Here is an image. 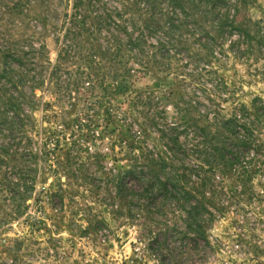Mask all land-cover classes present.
<instances>
[{
  "label": "trees",
  "instance_id": "1",
  "mask_svg": "<svg viewBox=\"0 0 264 264\" xmlns=\"http://www.w3.org/2000/svg\"><path fill=\"white\" fill-rule=\"evenodd\" d=\"M252 2L0 0V202L12 211L9 218L21 214L42 157L48 162L53 155L45 143L38 148L44 131L34 116L39 112L44 118L67 102L85 118L79 124L85 134L94 128L89 113L101 111L105 128L120 122L140 141L129 149L130 165L107 173L116 179V198L143 199L153 208L158 200H169L173 211L184 213L176 234L194 247L206 243L216 218L213 201L227 190H218L224 189L226 174L237 181L228 191L241 194L239 186L251 192V168L264 170L259 161L264 139H256L257 128L264 130V101L253 99L250 110L239 104L225 110L224 86L211 79L212 90L205 88L208 83L200 89L209 103L199 109L180 93L172 105L178 122L164 126V98L173 95L164 91V81L154 78L160 86L146 96L135 85L137 77H215L209 66L220 62V46L232 33L238 37L229 41L234 55H263L264 25L242 15ZM184 65L191 74L183 75ZM142 108H148L150 127L137 119ZM51 117L56 124L65 122L55 112ZM153 127L158 147L145 144ZM184 158L194 163L179 161ZM130 179L141 184L139 191L130 188L135 183Z\"/></svg>",
  "mask_w": 264,
  "mask_h": 264
},
{
  "label": "rangeland",
  "instance_id": "2",
  "mask_svg": "<svg viewBox=\"0 0 264 264\" xmlns=\"http://www.w3.org/2000/svg\"><path fill=\"white\" fill-rule=\"evenodd\" d=\"M242 13L264 25V0H253ZM237 38V33L227 36L220 46L224 56L220 62L211 61L209 67L215 77H137L135 89L143 92V96L146 91L159 88L161 82L154 78L164 81L167 95L173 94L164 98L162 125L178 122L179 116L172 105L180 93L199 103V109L209 103L200 89L208 83L205 88L212 90L211 79L221 81L224 86L222 97L227 101L221 107L225 110L238 104L250 110L253 99L264 101V54L256 51L251 55H234L236 48L232 50L229 43ZM180 59L182 63L185 61ZM189 69L184 65L183 75ZM147 111L148 108L140 109L137 119L150 127ZM54 112L65 122L56 124L51 117ZM34 117L38 119L37 127L44 131L37 141L38 148L42 150L45 143L53 155L48 162L42 157L38 178L23 202L20 215L9 218L12 211L3 208L0 202V263L264 264V170L261 168H251V192L239 186L241 194L228 191L237 181L231 173L226 174L224 189H218L223 193L227 189L226 193L216 197L211 208L216 218L206 230L207 242H197L194 247L176 234L183 229L184 213L173 211L169 200L160 199L153 208L143 199L129 203L116 198V179L109 180L107 173L115 171V174L130 165L129 149L135 150L140 145L134 130L120 122L105 128L102 112L96 111L89 113L94 128L85 134L84 129H79L83 118L79 109H71L67 102L59 109L48 111L44 118L39 112ZM146 135L145 144L149 147L162 144L154 127ZM184 138L181 135L179 140L190 147ZM256 139L259 142L264 139L260 126ZM179 161L194 163L190 158ZM259 161L263 167L264 157ZM130 181L135 182L131 189H141L140 183Z\"/></svg>",
  "mask_w": 264,
  "mask_h": 264
}]
</instances>
